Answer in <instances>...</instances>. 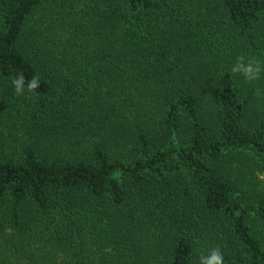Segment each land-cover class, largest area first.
I'll return each instance as SVG.
<instances>
[{
  "label": "trees",
  "instance_id": "trees-1",
  "mask_svg": "<svg viewBox=\"0 0 264 264\" xmlns=\"http://www.w3.org/2000/svg\"><path fill=\"white\" fill-rule=\"evenodd\" d=\"M72 1L0 0V264H264V0Z\"/></svg>",
  "mask_w": 264,
  "mask_h": 264
},
{
  "label": "clouds",
  "instance_id": "clouds-1",
  "mask_svg": "<svg viewBox=\"0 0 264 264\" xmlns=\"http://www.w3.org/2000/svg\"><path fill=\"white\" fill-rule=\"evenodd\" d=\"M231 71L233 74H240L246 81H253L260 77L262 68L260 62L252 57L246 60L245 56L240 55L236 58ZM12 85L16 94H23L25 89V77L20 74L12 79ZM40 87V80L38 76H33L27 82L28 92H34ZM199 264H224L223 254L219 247L208 251V254H200Z\"/></svg>",
  "mask_w": 264,
  "mask_h": 264
},
{
  "label": "rangeland",
  "instance_id": "rangeland-1",
  "mask_svg": "<svg viewBox=\"0 0 264 264\" xmlns=\"http://www.w3.org/2000/svg\"><path fill=\"white\" fill-rule=\"evenodd\" d=\"M51 1L53 2V0H51ZM60 1L62 2V0H60ZM62 3L68 9L79 8V6L81 5V3H78L75 6L76 3L72 0H64ZM53 20L54 19L52 17H50V16L44 17V15H43L39 23L48 24ZM4 131L5 130H3L0 126V132H1L0 135H3ZM7 140L5 141V144L7 143ZM244 167H242V171L239 174V178L242 181L248 180L249 184L251 186V189H253V190H258V191L264 190V163L261 162V164L254 166L251 170L248 167H246V168H244Z\"/></svg>",
  "mask_w": 264,
  "mask_h": 264
}]
</instances>
